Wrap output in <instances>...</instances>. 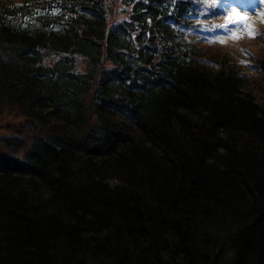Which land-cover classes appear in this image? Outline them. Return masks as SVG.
Returning a JSON list of instances; mask_svg holds the SVG:
<instances>
[{"label":"trees","instance_id":"trees-1","mask_svg":"<svg viewBox=\"0 0 264 264\" xmlns=\"http://www.w3.org/2000/svg\"><path fill=\"white\" fill-rule=\"evenodd\" d=\"M200 1L0 2V264H264V63Z\"/></svg>","mask_w":264,"mask_h":264},{"label":"rangeland","instance_id":"rangeland-1","mask_svg":"<svg viewBox=\"0 0 264 264\" xmlns=\"http://www.w3.org/2000/svg\"><path fill=\"white\" fill-rule=\"evenodd\" d=\"M261 1L264 0H217L210 6V8H206L205 11L194 17L193 20L203 22L204 24L210 22H216L218 24L223 23L227 16L222 10L225 12L228 11L224 8L230 9L233 13L232 16H234L235 19L237 18V20L240 19L241 15L239 16L240 13L238 14L236 8L243 9L242 12L249 15L247 18L242 15V18H244L243 27L234 22L227 24L223 23L224 26L219 28L220 33L206 32L205 42L211 47H204V50H213L207 53L208 56L211 57L216 51L221 55L222 53L220 52V49H222L229 54L232 60H235L233 62H236L237 67H240L244 73L254 76L259 72L260 69L258 67L260 64H258V61L262 59V55L264 56V3L260 5ZM256 24L257 26H262L260 32H257V30L254 29ZM244 29L249 31L254 30L253 36L250 37L246 34ZM233 33L239 38H232ZM230 46L233 47L229 48ZM239 53H241V55H239ZM13 122L18 121L14 118L11 120V123ZM14 127H18V123H16ZM14 127L3 121L0 115V138L13 135L16 136V133H14L16 132V128L14 129ZM7 149L8 148L5 144L0 147V151L7 152ZM221 261L223 262L222 264H226L224 262L228 261V258L224 257Z\"/></svg>","mask_w":264,"mask_h":264},{"label":"snow or ice","instance_id":"snow-or-ice-1","mask_svg":"<svg viewBox=\"0 0 264 264\" xmlns=\"http://www.w3.org/2000/svg\"><path fill=\"white\" fill-rule=\"evenodd\" d=\"M230 22H233V21H230ZM234 23L240 24V25L243 27V24H244V18H240L239 20L234 21ZM244 30H245L246 34H248L250 37L253 36V32H254V30H251V31H249V30H247V29H244ZM232 38H234V39H238L239 37L236 36L235 33H233V34H232Z\"/></svg>","mask_w":264,"mask_h":264}]
</instances>
